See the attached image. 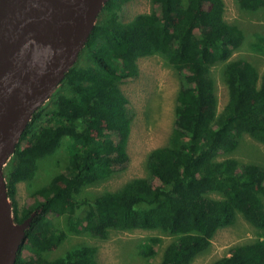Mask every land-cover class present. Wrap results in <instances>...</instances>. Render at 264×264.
Wrapping results in <instances>:
<instances>
[{"label":"trees","instance_id":"1","mask_svg":"<svg viewBox=\"0 0 264 264\" xmlns=\"http://www.w3.org/2000/svg\"><path fill=\"white\" fill-rule=\"evenodd\" d=\"M131 1L108 0L78 62L33 115L5 169L14 223L30 220L15 264H100L87 245L50 255L70 235L106 240L111 231L159 232L139 246L143 259L157 256L165 236L171 242L158 264H193L239 216L256 237L213 264H264V167L232 157L244 135L264 145V71L233 57L244 29L226 20L224 0H150L151 12L124 22ZM234 1L243 12L264 9V0ZM153 56L180 80L168 144L149 154L148 176L80 199L128 169L134 111L122 85L137 80L139 61ZM217 68L228 90L222 111ZM60 152L65 170L21 207L18 185L32 184L41 163ZM59 217L67 229L58 227Z\"/></svg>","mask_w":264,"mask_h":264},{"label":"rangeland","instance_id":"2","mask_svg":"<svg viewBox=\"0 0 264 264\" xmlns=\"http://www.w3.org/2000/svg\"><path fill=\"white\" fill-rule=\"evenodd\" d=\"M224 1L226 20L239 25L246 35L245 43L241 50L233 55L234 59L243 58L253 63L260 73H263L264 50L259 46L264 48V9L255 13L243 12L234 0ZM153 8L150 0H133L124 6L121 17L124 22H128L137 15L151 12ZM139 68L140 77L122 85V90L129 98L134 111L128 147L129 167L111 180L87 188L79 197L80 199H95L105 191L118 190L131 179L148 176L146 163L149 154L169 142L174 127L175 100L180 88L178 74L161 56L141 59ZM220 70L221 68L215 69L214 75L219 111H222L228 100V90ZM232 157L242 163H253L264 167V145L244 135ZM66 165L67 154L65 152H60L57 156L43 161L32 184L18 185L19 205L21 207L28 205L31 202L33 191L55 177L57 171L58 173L63 172ZM55 221L60 229L68 228L67 219L59 217ZM160 234L147 231H111L106 240L84 234L70 235V238L50 255V258L63 256L72 247L87 245L94 249L96 259L100 264H158L162 257V250L171 242V238L163 236V245L158 248L157 256L149 261L141 257L139 246L145 239ZM256 235V230L239 216L236 225L221 229L216 234L209 251L199 256L193 264H213L228 255L229 249L234 244L247 242L254 239Z\"/></svg>","mask_w":264,"mask_h":264},{"label":"water","instance_id":"3","mask_svg":"<svg viewBox=\"0 0 264 264\" xmlns=\"http://www.w3.org/2000/svg\"><path fill=\"white\" fill-rule=\"evenodd\" d=\"M108 0H0V264H15L30 220L15 224L5 169L33 115L78 62Z\"/></svg>","mask_w":264,"mask_h":264}]
</instances>
